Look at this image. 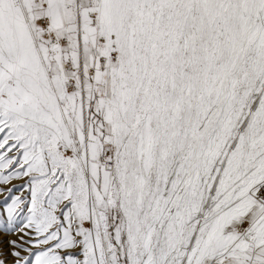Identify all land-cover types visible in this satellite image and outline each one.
<instances>
[{"label": "snow or ice", "instance_id": "snow-or-ice-1", "mask_svg": "<svg viewBox=\"0 0 264 264\" xmlns=\"http://www.w3.org/2000/svg\"><path fill=\"white\" fill-rule=\"evenodd\" d=\"M0 264H264V0H0Z\"/></svg>", "mask_w": 264, "mask_h": 264}]
</instances>
